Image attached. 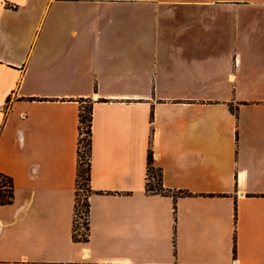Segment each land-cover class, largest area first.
I'll use <instances>...</instances> for the list:
<instances>
[{"label": "crops", "instance_id": "1", "mask_svg": "<svg viewBox=\"0 0 264 264\" xmlns=\"http://www.w3.org/2000/svg\"><path fill=\"white\" fill-rule=\"evenodd\" d=\"M0 172V264H264V0H0Z\"/></svg>", "mask_w": 264, "mask_h": 264}, {"label": "trees", "instance_id": "2", "mask_svg": "<svg viewBox=\"0 0 264 264\" xmlns=\"http://www.w3.org/2000/svg\"><path fill=\"white\" fill-rule=\"evenodd\" d=\"M85 103H88L89 105L86 106L84 105ZM92 107H93V103L91 101H87V99L82 100V103L80 104V111H79V120H80V125H79V129H80V138H79V148L80 145L82 143L85 142V137H82L84 134L83 126L82 124L88 120V134H89V144L88 147L90 148V135H91V125H92ZM89 112V115H87L86 113H84L85 111ZM79 156H80V150H79ZM80 164V163H79ZM88 171L87 170V179L88 180ZM159 171V172H158ZM158 173V181L154 182L152 181V179L154 177H156ZM148 175L150 177V180L146 182V190L148 192H156V193H168V190L166 188L163 187L162 184V170L160 167H156L153 164V151L150 149L149 150V154H148V169H147V178ZM79 178H82V169L80 168L79 165V173H78ZM14 198V182L13 179L0 172V204H8L11 203L13 201ZM86 208L88 211V216H89V202H88V197H86ZM78 209H79V200H78V196L76 199V215L78 216ZM89 221V220H88ZM87 229L89 231V223L87 224ZM88 234L89 232H87L86 234H77V229H76V220H75V224H74V238L77 240H83L86 241L88 240ZM237 252V246H236V240H235V246H234V254L236 255Z\"/></svg>", "mask_w": 264, "mask_h": 264}, {"label": "rangeland", "instance_id": "3", "mask_svg": "<svg viewBox=\"0 0 264 264\" xmlns=\"http://www.w3.org/2000/svg\"><path fill=\"white\" fill-rule=\"evenodd\" d=\"M84 105L88 106V103H84ZM87 115H89V112H84ZM88 120H86L82 126L84 134L82 137H85V142L80 145V156H79V163L80 168L82 169V178L78 180V200H79V209H78V216H77V222H76V229L77 234H86L88 232L87 224H88V211L86 208V197L88 195V184H87V170H88V163H89V151L90 148L88 147V140H89V134H88ZM155 160L153 156V161ZM157 167V166H156ZM159 172V171H158ZM157 176L152 179L153 183L158 181V173Z\"/></svg>", "mask_w": 264, "mask_h": 264}, {"label": "built area", "instance_id": "4", "mask_svg": "<svg viewBox=\"0 0 264 264\" xmlns=\"http://www.w3.org/2000/svg\"><path fill=\"white\" fill-rule=\"evenodd\" d=\"M88 157H89V155H88ZM147 180L149 181L150 180V177H149V175H148V178H147ZM75 220H77V215H76V218H75ZM77 222V221H76Z\"/></svg>", "mask_w": 264, "mask_h": 264}, {"label": "water", "instance_id": "5", "mask_svg": "<svg viewBox=\"0 0 264 264\" xmlns=\"http://www.w3.org/2000/svg\"><path fill=\"white\" fill-rule=\"evenodd\" d=\"M156 156V155H155Z\"/></svg>", "mask_w": 264, "mask_h": 264}]
</instances>
